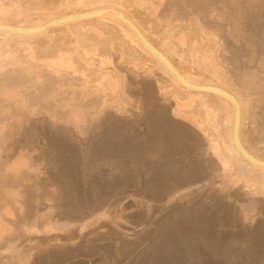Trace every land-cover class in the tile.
Returning <instances> with one entry per match:
<instances>
[{"label":"rangeland","instance_id":"obj_1","mask_svg":"<svg viewBox=\"0 0 264 264\" xmlns=\"http://www.w3.org/2000/svg\"><path fill=\"white\" fill-rule=\"evenodd\" d=\"M105 9L119 11L137 24L191 83L233 94L241 105L243 145L264 159V0H0V23L35 27L62 16ZM156 86L171 99L170 106L160 107ZM123 94L141 97L142 106L149 109L146 116L153 124L146 126L147 138L137 134L143 121L132 124L116 116ZM106 101L110 116L101 107ZM182 107L183 113H178ZM233 122L234 108L227 100L183 87L134 32L113 17L64 24L33 36L0 32V208L5 212L18 211L17 206L28 208L30 201L33 219L34 199L45 198L43 217L52 227L58 224L57 210L69 208L66 201L71 198L77 214L71 223L78 232H121V223L125 232L149 230L150 216L138 220L149 206L136 205L133 191L118 193L123 177L107 170L105 165L111 162L101 157L96 142L91 145L94 139L105 151L124 157L133 152L145 163L155 139L174 142L189 165H198L204 172L202 165L208 164L211 170L220 167L228 174L231 166L246 170L233 143ZM165 160L167 166L158 164L150 179L162 192L175 172L169 174L168 167L174 163ZM254 174L264 176L261 170ZM189 175L182 182L176 177L170 185L175 196L181 191L176 183L189 182ZM204 178L215 181L208 173ZM107 191L112 199L108 205ZM123 196L125 203L119 204ZM247 211L243 206L238 212ZM121 212L130 217L119 221ZM2 218L10 220L12 215ZM12 219L25 223L20 214ZM66 219L61 225L68 229ZM182 219L186 216L165 221L163 232H193L190 221ZM228 222L221 221L220 226L233 232L222 231L221 240H213L219 226H201L199 240L206 250L202 263L243 264L244 253L256 250L252 235L245 232L247 226L239 221L235 228ZM261 226L254 233L264 241V232H256ZM224 237L232 239L229 258L224 256L228 242ZM170 254L179 260L176 250ZM16 256L19 263L28 260V252ZM5 258L13 256H2L0 261Z\"/></svg>","mask_w":264,"mask_h":264},{"label":"crops","instance_id":"obj_2","mask_svg":"<svg viewBox=\"0 0 264 264\" xmlns=\"http://www.w3.org/2000/svg\"><path fill=\"white\" fill-rule=\"evenodd\" d=\"M89 51L91 50H86L87 53H89ZM90 55L92 56V54ZM91 73H89L88 76H91ZM92 81L94 80L91 79V83ZM161 92L160 87L156 86L157 96L159 97L160 102H162L160 107L166 108L168 105H171V99L168 96L162 95ZM139 98L140 100H137L135 98H129L127 95L123 94L121 101H119V106H121L122 109L119 108L117 110V112H119L114 113H116L117 117H125V120L132 124L136 121H143L140 123V125L143 124V126H140V131L137 134H143V137L147 138L149 133L146 126H150L153 122L146 116L149 109L146 110V108L142 106V98ZM108 104L109 102L107 101L103 102L101 107L104 105L102 108H106L108 110V116H110L111 108L107 106ZM171 110L174 111L172 106ZM158 111L162 110L158 109ZM177 111L182 114L183 107L181 110ZM97 140L98 139L95 138L91 145L95 146L96 142V145L100 149L101 157L107 159V162L110 160L109 162L112 163V165L111 163L105 165L109 167L107 170L119 172L123 177L122 183L117 187L118 193L120 191L129 193L133 191L132 199H134L136 205L142 203V206H149V210L145 207L146 211L141 213V217L138 218V220L141 222L142 217H144L143 215L150 216L149 220L152 222L150 229L141 230L139 232H122L124 230L122 228L121 232H78L76 226L71 223L74 220L73 216L76 214L73 211L75 208L70 201L71 198L69 201H66V203L69 202V204H71L69 208L62 210L61 206L60 209L57 210L54 219L58 220V224L54 223L52 227H48L45 222L46 219L43 217L46 209L42 206L41 202H46L45 198H43V200L38 198L37 200L34 199L33 203V206L36 207V215L33 219L30 218V201L27 204L28 208L22 207L19 212L15 209H12V213L9 211H1L0 218L5 215L10 216V218L12 215L13 218L16 214H20L21 219L28 220V224L17 221L18 219H0V221L6 223V229L16 230V232H0V258L2 256H8L9 258L10 254L13 256L12 260L6 258L5 260L1 259L2 261H0V264H25L24 260L19 263L17 260L19 257L16 256L18 254H23L25 247H28V251L31 247H37V252L40 249L44 253L53 254L54 258L55 256H60L63 252L78 254L76 252L81 251L82 254L89 257L97 256L103 264H204V261L202 263L201 258H205L206 250H204L205 245L199 240L201 237H199L198 233L200 232L198 231L201 226L207 228L208 224H211V226L217 225L219 226L220 231L218 234H213V240H217V237L221 240L224 231L233 232L230 228L223 231L220 222L225 220L229 221L228 223H234L235 228L239 225V221L242 222V224H245L247 226L245 232H250L252 235V244L254 245L253 241L256 243L255 251L251 249L252 252L244 253L246 256V263L243 264H264V253H262L259 248L262 246V250H264V241L259 240L258 235L254 233L256 230L255 228L259 224L262 226L261 228L259 227L260 230L256 232H264V176L261 179L254 174V172L256 173V171L260 170L264 173V168L249 163L239 154L241 159H243V167L246 170L240 171L238 169L239 167L232 168L231 166L227 169V172H229L227 174L226 170L223 171L219 167L222 178L216 180V183L215 181L212 182V179L210 178H204L205 173L203 172L204 174L201 173L203 175L198 181L190 178L189 182L181 183V191L178 193V196H175L176 194H173L171 188L175 178L179 177L182 181L187 173L192 171L199 172V169L197 168L199 166H192L189 165V163H186L185 158L175 149L174 142H160V140L155 139L153 144L154 147L149 151L145 163L144 161H140L138 154H133V152H129V157L128 155L124 157L120 152L118 153L113 150L111 152L105 151L103 150V145L99 147V141ZM245 148L255 157L257 156V158L264 161L262 157H258L259 155L255 153L254 150H251L246 146ZM81 153H83L82 155H86L87 151L85 152L86 154L84 152ZM90 155L92 154L90 153ZM123 158H125L126 162ZM165 159L174 163V165L168 167L169 174H171L170 171L175 172L169 175L172 179L167 181V188L170 189H168L169 194H167L168 192L166 193L167 196L165 197L164 204L165 211H163V203L156 199L158 197L157 190L159 189V186L153 184L150 179L153 171L158 169V164H160V166H167L166 164H163L167 162ZM142 173H146V176L142 177ZM167 178L168 175L165 176V180ZM224 178L229 180L224 182ZM147 188L150 189V193L146 196L136 192L138 189L143 191ZM223 188L226 190L223 191ZM153 190H156L157 194H154ZM240 192H243L242 196H239ZM107 194V197H105L106 205L112 200L109 196V191H107ZM242 197H244V199H241ZM118 198H120V196L115 199L118 200ZM179 198L181 199V204H179ZM102 199L104 200V198ZM222 199L226 203L225 205H227L226 211H222ZM242 200L247 201L246 204H248V206L244 204ZM37 202H39V204L35 205ZM122 203H125L124 196L120 199L119 204ZM255 204L260 206L261 212L259 214L261 215L258 218H254L256 215L253 213V205L255 206ZM243 206H246V209L248 208L249 211L245 214H239L238 211L239 209L241 211ZM206 211H210V213L206 215ZM162 212H165V217L162 215ZM214 212L218 213L215 214ZM26 214L28 217H25ZM105 214H108V211ZM178 215L186 216V219L182 220L190 221L189 227L192 228L191 231L193 232H172V230L171 232H163L165 221L167 222L168 219L173 221ZM64 217L70 222L68 223L70 225H67L68 229H66V225H61ZM118 219L119 221L126 220L119 217ZM200 220H203L204 224H200ZM30 221H33L32 225ZM37 222L38 225L35 227L33 224H37ZM23 229H27L29 232H24ZM151 229H154V231L151 232ZM234 232L237 231L235 230ZM125 234L130 235V237L125 236ZM224 239L229 242V244L227 242V246L224 248V256L225 258H229L232 256V253L227 252V247L232 243V239L230 238L231 240H228L226 237H224ZM79 240L81 243L78 244ZM208 249H210V247H208ZM175 250L178 253V261H175L170 254V251L174 253ZM222 252V250L218 251L220 254ZM194 256L196 257L195 259L193 258ZM215 256H217V254ZM130 257H132L131 260H129Z\"/></svg>","mask_w":264,"mask_h":264},{"label":"water","instance_id":"obj_3","mask_svg":"<svg viewBox=\"0 0 264 264\" xmlns=\"http://www.w3.org/2000/svg\"><path fill=\"white\" fill-rule=\"evenodd\" d=\"M108 16L113 17L126 24L134 32V34L137 36V38L145 47V49L155 58H157L183 87L198 93L214 94L227 100L234 108L232 139L236 150L238 151L240 156H242L249 163L264 168V161L251 154L245 148V146L241 141L240 131H241V123H242V111L238 99L233 94H231L230 92L224 89L213 86L196 85L191 83L187 78H185L179 72V70L170 61V59L167 56H165L164 53H162L149 41V39L142 32L139 26L135 24L131 19H129L125 14L111 9L96 10V11L62 16L60 18L53 19L47 23L35 27H17V26L0 23V32L11 35L33 36V35L45 33L55 27L62 26L64 24L88 21V20L103 18Z\"/></svg>","mask_w":264,"mask_h":264},{"label":"flooded vegetation","instance_id":"obj_4","mask_svg":"<svg viewBox=\"0 0 264 264\" xmlns=\"http://www.w3.org/2000/svg\"><path fill=\"white\" fill-rule=\"evenodd\" d=\"M197 168L199 169V172L198 171H194V172L192 171V172H190L189 173L190 174L189 175V179L192 178V179H195L196 181H198V179L204 174L203 171H201L200 166L197 167ZM202 169H204V172L205 173H208L209 176H213V178L215 180V183H216V180H218L219 178L220 179L222 178V176L220 175V169H219V167H214L213 170H211V168L209 167V165L206 164V165H202ZM201 173H203V174H201ZM193 174H195V175H193ZM197 174H198V176H197ZM199 174H200V176H199ZM191 175H193V176H191ZM204 176H205V174H204ZM176 185H178L177 186L178 188H180V186H181V184H179V182L176 183ZM168 189H170V188H166V191H164V192H162L161 189H159V190H157L158 191V194H157L156 190H153L154 194H157L158 195V197L156 199L158 201H160V202L163 203V208H162L163 211H165V205H164L165 204V199H163L162 195L163 194H166L168 192ZM237 189L240 190L239 188H237ZM138 190L136 191L137 193L143 194L145 196L150 193V189H148V188L145 189V190H143V191H141L140 189H138ZM167 194H169V192ZM240 194L243 195V192L242 193L240 192ZM241 199H244V197H242ZM41 200H42V198H41ZM242 202L244 204L247 203V201H243V200H242ZM11 204H13V202H11ZM179 204H181V202H179ZM246 205L248 206V204H246ZM23 207H25V206H23ZM17 210L20 211L21 210V207L17 206ZM253 210H254V212H253L254 215H256L254 218L260 217V215H261V214H259L261 212L260 211V206H257L256 204H255V206L253 205ZM1 211L3 212L4 209L1 208L0 214L2 213ZM162 213H163L162 215L164 216L165 212H162ZM120 215H122L121 216V219L122 218L125 219L126 216L128 218L130 217V213H126V212H121ZM26 217H28V215ZM139 217H140V215H139ZM25 223L28 224V220H25ZM122 226H123V224L121 223L120 224V227L122 229H125ZM23 230H24V232H29L27 229H23ZM153 231H154V229H151V232H153ZM0 232H16V230H14V229H6V223L3 221V222H0ZM17 232H18V230H17ZM122 232H125V230H123ZM125 236L130 237V235H128V234H125ZM42 250L44 251L43 248H42ZM23 252H28V260L27 261L25 260V264H103L99 260V258L97 256L89 257V256H87L85 254H82L81 251L80 252H78V251L76 252V253H81V254L63 252L60 256H55V258L53 256V254L51 255L49 253H44L40 249L37 252V247H35L32 250V256H30V258H29V253L31 252V248L28 251V247L27 248L25 247V249H24ZM131 259H132V257L129 258V260H131Z\"/></svg>","mask_w":264,"mask_h":264}]
</instances>
